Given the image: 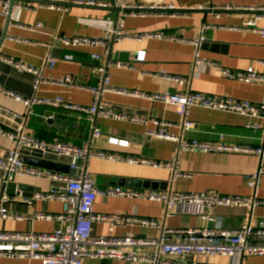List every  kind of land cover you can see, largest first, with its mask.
I'll use <instances>...</instances> for the list:
<instances>
[{
    "label": "crops",
    "instance_id": "obj_1",
    "mask_svg": "<svg viewBox=\"0 0 264 264\" xmlns=\"http://www.w3.org/2000/svg\"><path fill=\"white\" fill-rule=\"evenodd\" d=\"M74 1H95L105 3L107 6L78 5L74 4ZM116 1L135 6H154L155 9L148 10L145 15H131L133 11L123 12L115 7ZM15 4L22 5L23 9L20 11L12 9L10 21L9 17L4 18L0 15V56L36 68L41 67L50 56L55 61V66L44 71V78L53 81L68 78L72 83L70 87L46 83L34 91L29 79L7 76L6 83L12 87L2 84L1 86L25 99L36 98L42 102L61 99L71 105L91 107L94 96L85 88L99 84V78L94 71L96 62L91 58L92 55H99L102 62L108 65L113 88L138 91L148 95L191 91L252 104L264 103V84H245L225 79L216 66L195 67L194 49L190 43L156 39L124 40L111 42L110 53L106 54V48L102 46L71 47L65 46L59 40V38L74 37L105 39L106 32L89 23L96 20H111L115 25L122 21L123 30L131 34L164 32L176 35L187 42L195 41L200 36L202 28L209 27L205 31L207 41L200 52L203 59L231 71H246L254 68L258 73L264 74V66L261 64L264 63V36L240 29L245 22L262 17L257 20V27L259 30H264V12L262 14L257 10L264 11V0H15ZM159 10L166 12H155ZM124 14L127 16L123 17ZM139 52L145 53L143 62L135 61V56ZM67 56L73 57L74 60L65 61ZM116 64L124 66L118 67ZM161 75L187 79L190 83L179 86L168 78H161ZM3 76L0 73V77ZM102 100L113 110L130 116L143 117L148 123L140 125L97 118L95 127L101 130L102 137L96 140L93 138L92 124L85 115L67 111L62 107L41 104L35 106L31 115L27 117V110L22 104L0 94V109H6L9 115H18L23 121L22 125L15 128V120L4 117V123H0V127L6 132H14L22 128L26 134L41 140L63 141L77 147L90 144L99 151L156 162H171L177 158V153L174 143L147 135L149 131L157 129L153 121H165L176 125L177 127L169 128V132L173 135H182L186 140L226 143L249 148H260L264 144L262 119L195 107L188 116L193 128L182 131L180 126L184 122L183 117L173 108L162 103L109 93L104 94ZM248 125L259 128H248ZM109 137L122 140L127 146L122 148L111 146L108 143ZM10 149L11 143L0 136V157L8 155ZM23 157L29 156L23 155ZM178 161L177 169L171 170L94 159L89 163L88 169L100 189L122 187L134 191L153 190L177 194L216 192L223 196L255 197L259 201H264V175L260 178L257 192L247 185L249 177L258 171L261 162L264 166L261 157L246 154L181 153ZM64 166L60 164V167ZM127 169L145 172V177L159 181V188L126 187L122 179V170ZM1 176L0 172V189H2ZM14 183L17 187L11 189L12 194H7L6 188L9 197L6 207L10 212L26 219L0 220V229L7 232L32 230L36 233H51L56 228L55 222L39 221L35 216L59 215L63 211L62 203L36 201L29 206L23 202V198L30 199L38 193H50L61 188V185L49 180L29 177L16 178ZM20 186L23 187V191L18 189ZM94 212L160 221L165 217V207L162 203L121 198H98L94 204ZM209 215L215 219L217 227L237 230L249 223L256 226L264 221V206L254 209L215 208L209 212ZM197 225L196 218L175 217L166 220L169 229L197 228ZM108 234L109 227L106 224L95 225V236ZM126 234L154 238L160 236V231L131 226L114 230L115 236ZM209 263L229 264L230 261L219 258L211 259ZM0 264L43 263L34 260L0 258ZM83 264L123 263L84 260ZM243 264H264V257L248 258Z\"/></svg>",
    "mask_w": 264,
    "mask_h": 264
},
{
    "label": "built area",
    "instance_id": "obj_2",
    "mask_svg": "<svg viewBox=\"0 0 264 264\" xmlns=\"http://www.w3.org/2000/svg\"><path fill=\"white\" fill-rule=\"evenodd\" d=\"M74 4L85 6L106 7L105 3L95 1H74ZM115 7L122 11L131 10V15H145L146 11L155 9L154 6H135L116 1ZM20 11L23 6L11 3V0H0V15L4 18L10 17L11 10ZM228 10V9H227ZM254 10V9H253ZM259 10L263 14L264 11ZM127 16L124 14L123 17ZM258 17L245 22L241 30L253 31L264 36V30L257 27ZM106 32L105 39H88L74 37L72 39L59 38L62 44L71 47H98L106 48V54L110 53L111 42L124 40L156 39L167 42L190 43L194 49V66L218 67L220 75L228 80L245 84H264V74L258 73L254 68L246 71H231L219 65L203 59L200 55L204 43L207 41L205 31L201 30L200 36L195 41L187 42L176 35L164 32L149 34H131L123 30L122 21L117 25L111 20L89 21ZM40 28V26H37ZM96 62L94 71L99 78V84L94 87H86L85 90L92 93L94 103L91 107H83L65 103L61 99L54 102H42L36 98L25 99L15 92L0 85V94L17 103L22 104L27 110V117L37 105H48L62 107L67 111L85 115L92 124L93 138L102 137V132L95 127L97 118L110 119L114 121L130 122L135 124H147L148 120L143 117L130 116L113 110L102 100L104 94H115L120 96L143 99L154 103H162L174 109L183 117L184 122L180 126L182 131H189L193 124L188 121L192 108L198 107L205 110L235 114L242 117L264 120V103L252 104L246 101H238L231 98L209 96L201 93H165L148 95L138 91H128L113 88L111 77L108 73V65L102 62L99 55H92ZM145 53L139 52L135 61L143 62ZM71 56L65 57V61L72 62ZM0 62L11 65L21 73H29L34 76V91L42 84L57 83L72 86L71 80L61 79L53 81L44 78V71L52 69L55 61L48 56L41 67H33L14 59L0 56ZM264 66V63H261ZM123 67L122 64H116ZM168 78L179 86H185L190 82L187 79L161 75ZM157 126L155 131H149L150 137L172 142L176 146L177 158L171 162H156L142 160L133 157H124L116 153H108L93 148L92 145L81 147L59 141H45L26 134L22 128L14 132H6L0 127V136L11 143V149L7 159L0 158V172L2 174L0 189V220L1 221H23L26 217L12 213L6 207L9 197L6 194L7 185L14 182L16 178L45 179L61 185V188L50 193H38L32 198H23V202L32 206L36 201L60 202L63 211L59 215L37 214L36 220L55 222L56 228L51 233L7 232L0 229V258L10 260H34L43 264H83L84 260L115 261L123 264H210L211 259H229V264H243L252 257H264V221L253 226L251 223L237 230H227L216 226L215 219L209 212L215 208L251 207L252 209L264 206V201L255 197L223 196L216 192L177 194L173 192L158 191H134L122 187H110L100 189L91 174L89 163L94 159L108 162L126 163L129 165H142L154 169H177L178 156L181 153L198 154H246L262 157L264 144L260 148H249L230 145L226 143H208L197 140H186L179 135H173L169 128L177 127L165 121H153ZM248 128L258 129V126L248 125ZM111 146L124 147L127 143L114 137L108 138ZM28 149L38 151L42 155L51 154L57 157L71 159L69 174L41 170L23 164L20 160L21 151ZM264 175V166L261 162L260 168L251 175L247 181L249 188L257 192L260 178ZM98 198H121L137 201H149L162 203L165 207V217L162 221L156 219H144L125 215H103L94 212V204ZM201 218L207 225L204 227H184L169 229L166 220L170 218ZM97 224H106L109 227L107 236H95L94 227ZM211 225V226H208ZM140 227L144 229H155L160 231V236L145 238L132 234L115 236L114 230L120 227Z\"/></svg>",
    "mask_w": 264,
    "mask_h": 264
},
{
    "label": "water",
    "instance_id": "obj_3",
    "mask_svg": "<svg viewBox=\"0 0 264 264\" xmlns=\"http://www.w3.org/2000/svg\"><path fill=\"white\" fill-rule=\"evenodd\" d=\"M15 4V0H13V5ZM124 12V10H123ZM127 12V11H125ZM148 12V11H146ZM155 12H166L165 10H159V11H155ZM12 14V12H11ZM8 20L10 21V17L8 18ZM6 37V34L5 36ZM0 73L3 74V77H0V85H5L7 87H12L10 86V84L6 83L7 80V76L12 75V77L14 78H26L29 79V81L31 82V87L33 88V83L35 81V78L33 75L29 74V73H21L19 71H17L15 68L8 66L4 63L0 62ZM4 117H9L10 119H14L15 123H16V127L17 128L19 125L23 124V121L20 117L15 116V115H9V113L7 112L6 109L1 110L0 109V123H4ZM9 155V154H8ZM8 155H6L5 157H2L3 159H7ZM23 155L25 156H29V157H23ZM1 158V157H0ZM20 160L23 164L33 167V168H37V169H44V170H48V171H53V172H58V173H62V174H69V165L71 163V159L70 158H66V157H57L55 155H51V154H45L42 155L40 152L38 151H31L28 149H23L21 151V157ZM261 160L264 161V154L261 157ZM60 164H64V167H60ZM123 172V176L122 179L125 181V185L128 188H137V189H158L159 188V181H155L154 179L145 177V172H141L139 170H122ZM17 187V184L12 182L10 184L7 185V194H12L13 191H11V189H14ZM18 189L20 191H23V187L20 186L18 187ZM163 189H165L163 187ZM40 192V190H38ZM23 196H29V195H23ZM187 219H190V217H187ZM197 226L198 227H204L205 225H207V223L201 219V218H197Z\"/></svg>",
    "mask_w": 264,
    "mask_h": 264
}]
</instances>
